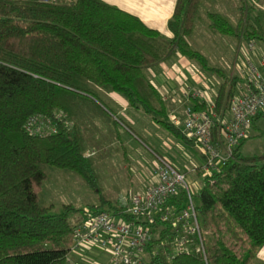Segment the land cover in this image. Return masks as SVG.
<instances>
[{"label":"trees","instance_id":"1","mask_svg":"<svg viewBox=\"0 0 264 264\" xmlns=\"http://www.w3.org/2000/svg\"><path fill=\"white\" fill-rule=\"evenodd\" d=\"M225 1L177 0L167 39L102 0H0V264L71 263L73 227L83 218L71 221L70 205L54 215L51 206L42 203L47 168L78 175L98 196L94 212L105 206L115 215L119 212L102 195L94 161L85 156L90 144L87 125L93 120L100 118L134 134L105 96H120L175 139L193 145L168 121L165 101L146 75L161 62L183 57L221 80L212 108L221 118L229 112L241 79L210 66L188 42L204 3ZM238 1V21L207 12L209 30L264 45L259 17L250 18L255 7L250 0ZM193 104L196 111L209 110L205 102ZM58 112L72 122L71 128L59 122L57 133L45 138L25 131L31 117L49 118ZM217 134L216 127L214 137ZM247 139L217 171L197 170L202 182L196 214L204 255L192 252L167 260L157 254L147 264H259L256 255L264 246V154L243 156L239 150ZM172 203L181 210L182 194ZM159 225L167 226L158 222L154 227ZM160 238L162 233L152 243Z\"/></svg>","mask_w":264,"mask_h":264},{"label":"built area","instance_id":"2","mask_svg":"<svg viewBox=\"0 0 264 264\" xmlns=\"http://www.w3.org/2000/svg\"><path fill=\"white\" fill-rule=\"evenodd\" d=\"M255 42L250 41L248 47L253 49ZM260 67H264V55L260 64H248L244 93L233 98L228 119L217 116L212 106L208 111L186 108L181 132L199 151L206 173L217 171L232 157L237 144L247 138L253 119L264 111V71ZM59 122L66 128L73 125L65 114L58 112L49 118L31 117L24 129L30 135L45 138L57 133ZM170 123L179 126L177 119ZM216 127L218 134L214 137ZM85 156L89 157L87 153ZM153 174L155 180L144 192L128 193L119 199L117 215L107 210L87 212L73 227L72 251L97 248L106 257L103 264H147L157 254L167 260L192 252L204 255L196 204L185 176L160 157ZM180 194L181 210L172 203ZM125 217L132 220L126 221ZM158 222L169 230L165 233L167 226L154 227ZM161 233L164 238L153 244ZM151 245L153 248H149Z\"/></svg>","mask_w":264,"mask_h":264},{"label":"rangeland","instance_id":"3","mask_svg":"<svg viewBox=\"0 0 264 264\" xmlns=\"http://www.w3.org/2000/svg\"><path fill=\"white\" fill-rule=\"evenodd\" d=\"M240 5L238 0H229L204 3L201 8L195 30V38L200 36V41L192 42V48L205 56L212 67L224 68V64L229 66L230 61L234 62L235 53L230 47H238L240 42L212 33L208 28L206 13L226 15L235 24L240 16ZM250 5L255 7L250 18L254 20L259 17L264 27V0H251ZM247 53L250 54L249 51ZM140 114L145 116L146 121L133 127L135 135L120 125L114 128L111 123L100 118L87 125L90 144L85 153L94 161L97 185L102 195L112 205H118L119 199L126 194L144 192L155 180L153 171L160 157L185 176V182L197 205L202 182V178L197 176V170H201L204 164L199 151L186 145L183 151H179L171 145V135L157 126L150 117L142 112ZM254 124L250 136L240 147V153L246 157L264 154V111ZM179 126H182V122H179ZM46 172L48 179L43 184L40 199L44 205L51 206V214H62L64 206L70 205L74 209L70 213V220L75 221L84 218L87 212L95 211L99 205L98 196L78 175L53 168H47ZM107 209L105 206L104 210ZM205 238L209 239L206 235ZM79 255L81 257L75 259L71 254L70 264H103L106 260L101 250L94 247L80 249Z\"/></svg>","mask_w":264,"mask_h":264},{"label":"crops","instance_id":"4","mask_svg":"<svg viewBox=\"0 0 264 264\" xmlns=\"http://www.w3.org/2000/svg\"><path fill=\"white\" fill-rule=\"evenodd\" d=\"M102 1L123 12L135 16L146 27L156 30L165 38H171L167 25L172 17L177 0ZM196 35L197 34L194 31L193 35L188 39L191 47L192 42L194 44V42H198V40L200 41V36L195 38ZM237 42H240L238 47L233 45L230 47L235 53L234 62L233 60L232 62L230 61L229 66L228 64H224L226 71H224V68H219L228 76H234L241 79V83L236 89L235 96L244 93L248 64L254 62V64H260V59L264 55V45L258 41L255 42V47L253 49L248 47L249 42ZM235 48L238 49L236 50ZM247 51H249L250 54H248ZM259 69L264 71V67H260ZM146 75L165 101L169 122H171L172 119H177L179 122H182L185 118L184 112L186 108H193L194 101H198L199 103L205 102L208 107L212 106L214 97L221 83V80L217 76L205 72L197 64L183 57H177L167 62H161L156 66L147 69ZM193 95H196V97ZM104 100L108 103L110 108L114 110L117 117L123 118L132 129L134 126H138V124H142L143 121H146L145 116H141V111H136L128 107L126 101L120 96L110 94L105 96ZM222 118L228 119L229 114L227 113ZM254 126L255 124L252 125L251 129H253ZM175 127L181 130L180 126ZM251 129L248 132L247 138L250 136ZM168 134L171 135L170 133ZM115 136L117 138V135ZM170 143L179 151L184 150V145L195 148L194 145L184 144L175 139L172 135ZM79 250L72 251V256H74L75 259L81 257V255H79ZM256 260L259 264H264V246L259 249L256 255ZM105 261L104 263H106Z\"/></svg>","mask_w":264,"mask_h":264}]
</instances>
